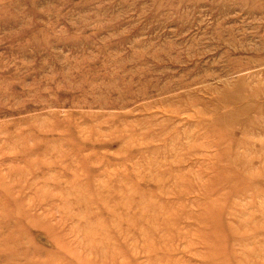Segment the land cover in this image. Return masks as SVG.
<instances>
[{
    "label": "rangeland",
    "instance_id": "374dc122",
    "mask_svg": "<svg viewBox=\"0 0 264 264\" xmlns=\"http://www.w3.org/2000/svg\"><path fill=\"white\" fill-rule=\"evenodd\" d=\"M0 264H264V0H0Z\"/></svg>",
    "mask_w": 264,
    "mask_h": 264
}]
</instances>
